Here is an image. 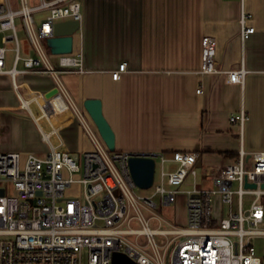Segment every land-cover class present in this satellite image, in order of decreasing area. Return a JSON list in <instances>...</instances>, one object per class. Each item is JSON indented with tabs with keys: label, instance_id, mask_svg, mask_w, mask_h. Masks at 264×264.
Returning a JSON list of instances; mask_svg holds the SVG:
<instances>
[{
	"label": "built area",
	"instance_id": "obj_1",
	"mask_svg": "<svg viewBox=\"0 0 264 264\" xmlns=\"http://www.w3.org/2000/svg\"><path fill=\"white\" fill-rule=\"evenodd\" d=\"M241 2L240 38L245 41L255 28ZM41 12L46 15L37 28L34 14ZM18 19L35 56L19 55ZM65 20L81 24L79 0H41L37 5L0 0V74L52 75L94 147L79 155L52 147L44 157L0 152V264H112L115 253L137 264H263L256 241L264 238V151L244 149L243 128L249 118L245 109L230 117L241 129L235 162L204 174L212 188L198 185L195 153L174 151L146 154L155 160L152 194H137L129 166L135 153L110 151L87 112L72 102L61 83V73L84 72L82 55H52L43 47L42 41L53 36L54 24ZM11 41L15 58L8 70L6 45ZM201 56L202 74L219 73L214 37L203 39ZM125 67L121 64L112 78L119 79ZM247 73L241 66L225 74L229 83L243 85ZM43 138L49 141V136ZM246 183L256 187L247 188ZM74 184L84 190L83 199L68 193ZM181 194L186 197L185 227L157 213L153 199L157 195L160 207L168 206Z\"/></svg>",
	"mask_w": 264,
	"mask_h": 264
},
{
	"label": "crops",
	"instance_id": "obj_2",
	"mask_svg": "<svg viewBox=\"0 0 264 264\" xmlns=\"http://www.w3.org/2000/svg\"><path fill=\"white\" fill-rule=\"evenodd\" d=\"M79 1L83 20L72 54L82 55L84 72L61 73L60 80L80 109L87 99L102 101L117 151L195 153L197 165L201 163L198 185L212 188L204 174L233 164L238 156L241 129L230 117L241 109L249 117L244 149L264 151V0H243L255 28L245 41L240 38L241 0ZM16 25L19 55L35 56L22 21ZM206 36L216 41L217 74L201 73ZM6 47L5 67L10 70L15 43ZM121 64L125 70L114 80L112 73ZM241 66L248 71L244 84L229 83L225 73ZM0 76L17 96L15 104L0 101V152L26 155L31 149L44 157L52 147L76 155L93 150L52 75L31 71Z\"/></svg>",
	"mask_w": 264,
	"mask_h": 264
},
{
	"label": "water",
	"instance_id": "obj_3",
	"mask_svg": "<svg viewBox=\"0 0 264 264\" xmlns=\"http://www.w3.org/2000/svg\"><path fill=\"white\" fill-rule=\"evenodd\" d=\"M80 22L76 20L59 21L54 24L53 36L46 40V46L52 55L71 54L73 52L74 35L80 29ZM83 108L96 126L103 142L110 151L116 150L114 130L103 114L102 101L87 99ZM146 154L135 153L129 160L130 172L138 188L149 189L154 182L155 160ZM198 163L197 167H200ZM247 188H255L256 184L246 183ZM264 188V184H262ZM112 264H137L121 253L113 255Z\"/></svg>",
	"mask_w": 264,
	"mask_h": 264
},
{
	"label": "rangeland",
	"instance_id": "obj_4",
	"mask_svg": "<svg viewBox=\"0 0 264 264\" xmlns=\"http://www.w3.org/2000/svg\"><path fill=\"white\" fill-rule=\"evenodd\" d=\"M28 2H29V5H34L37 3V1H34V0H28ZM45 15H46L45 12L34 14L36 26H38L40 21H42L44 19ZM20 37L22 38V35H20ZM42 44L45 46V44H46L45 41H42ZM10 56L12 57V54L11 55L9 54V58H10ZM52 62L55 64V60H52ZM0 101H7L8 103H14V104L17 102V96H16L15 92H13V90L11 89L10 82L7 83L6 79L3 76H0ZM97 133H98L97 135L101 138L99 132H97ZM36 144H40V143L38 142ZM42 146H44V145L41 143L40 147H42ZM0 151H2V150H0ZM30 151H31V153H33L35 155L37 153H40V152H35L34 150H31V149H30ZM37 155L40 156V154H37ZM159 167H160L159 161L157 160L156 175L160 171ZM187 187H189V185H187ZM135 192L137 194H142V195H151L152 194L151 189H141L138 187L135 189ZM68 193L72 196H78L79 195V197L81 199L84 198V190L81 189L78 184H74L72 186V188L68 191ZM153 199L158 204V207L155 209V211L157 213H159L163 218H165L168 222L175 224V225H178V226H181V227H185L187 225V208H186L185 195L184 194L179 195L177 202L175 204L168 205V206H162V207H160V205H159V203H160L159 196L156 195V196H154ZM234 200H235V202L237 201L236 196H235ZM249 200H250V197H248V196H246L244 199L246 204H248ZM261 203L264 205V199L261 200ZM218 205H219V199L216 198L215 199V210H217ZM256 247H257L259 255L263 259V264H264V238L258 239L256 241Z\"/></svg>",
	"mask_w": 264,
	"mask_h": 264
}]
</instances>
